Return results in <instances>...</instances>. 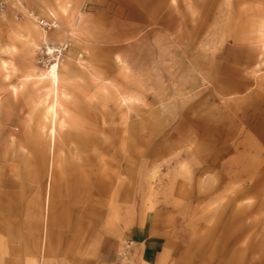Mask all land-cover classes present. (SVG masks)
I'll list each match as a JSON object with an SVG mask.
<instances>
[{"label": "rangeland", "instance_id": "374dc122", "mask_svg": "<svg viewBox=\"0 0 264 264\" xmlns=\"http://www.w3.org/2000/svg\"><path fill=\"white\" fill-rule=\"evenodd\" d=\"M58 1L0 0V264H235L248 235L264 238V214L234 231L227 190L207 196L217 174L199 175L177 124L188 138L246 95L239 109L255 116L232 126L264 149V47L248 40L264 0H69V23ZM51 16L58 27L38 23ZM22 24L59 37L25 61ZM56 61L65 122L53 141L25 74ZM219 64L249 88L214 100ZM245 251L242 264H264Z\"/></svg>", "mask_w": 264, "mask_h": 264}, {"label": "bare ground", "instance_id": "6f19581e", "mask_svg": "<svg viewBox=\"0 0 264 264\" xmlns=\"http://www.w3.org/2000/svg\"><path fill=\"white\" fill-rule=\"evenodd\" d=\"M58 6L65 22H72L74 12L69 10L70 1H58ZM256 15H258V12L254 13V16ZM257 20H259L257 24L254 21L251 22L248 40L250 47L259 53L260 49L264 47V15L258 16ZM56 27H58V23ZM80 27L89 29L87 28L88 24L86 22L82 23ZM16 32L18 36L23 37L26 41V49L23 54L25 61L32 58L40 40L48 42L54 41L59 37V32L47 34L46 32L38 30L33 24H22L16 28ZM181 33V29L177 28V36L179 35V38L182 36ZM56 47H58L56 44L55 46L47 45L46 49L51 53ZM58 67L59 61H56L46 71H28L25 74L26 81L32 80L34 86L41 85L40 89L45 95L44 100L47 105L45 118L47 119L49 117L51 121L49 132L53 141L56 136L57 127L63 126L65 122L64 103L61 101L62 96L59 90ZM213 67L220 74L218 77L215 76L217 81L220 80L218 81L219 85L217 84V88L215 89L217 96H214V100L219 101V96L224 98V96L241 93L244 89L249 88L250 83L248 80L246 82L242 80V76L244 75L242 69L224 64ZM6 69L10 71V67L7 66ZM252 76H254L253 73ZM254 78L255 80L253 82L255 84L262 80L261 77ZM49 94H51L50 102H48L47 96ZM245 99H247L246 95L239 97L236 95L228 100L219 102L221 108H226L227 112L202 119L198 122L196 130L190 129L187 133L188 138H185L181 133L182 130H186L184 121L181 120L177 124V130H180L177 131L179 132L178 138H181L180 140H188L187 143L190 147V153L194 156L199 167V175L209 172H216L215 174H217L216 181L207 193V196L215 192L217 188L227 190L224 198L228 196V200L225 205H233L232 209L235 207L236 212L234 215H236L237 223L234 226V231L237 232L245 231L247 228L243 225L244 218L250 217L252 213L264 214V149L255 147L251 143L252 139L249 134V130L251 129L242 135L237 127L233 128L232 126L234 121L244 122L245 120H249L248 117L255 116L252 113L246 114L245 111L243 112V110L239 109ZM228 119H230L231 123L228 122ZM260 128L264 132V127ZM202 145L206 146L203 151L201 150ZM251 152H253L252 155ZM195 198L198 203L202 201L199 195ZM244 198L251 199L246 207L244 205H234ZM256 221L258 219H253L251 225L256 224ZM250 239L251 235H248L246 239L247 243L244 245L245 247L239 248L240 251L243 250L242 254H239V259L235 255L228 256V259L234 261L235 264H242L245 250L257 251L258 255L263 257L264 238H261L259 242L249 243Z\"/></svg>", "mask_w": 264, "mask_h": 264}, {"label": "built area", "instance_id": "2783aa9c", "mask_svg": "<svg viewBox=\"0 0 264 264\" xmlns=\"http://www.w3.org/2000/svg\"><path fill=\"white\" fill-rule=\"evenodd\" d=\"M38 23L46 29H50L57 26V21L51 16L50 18H41ZM57 49H55V52Z\"/></svg>", "mask_w": 264, "mask_h": 264}]
</instances>
